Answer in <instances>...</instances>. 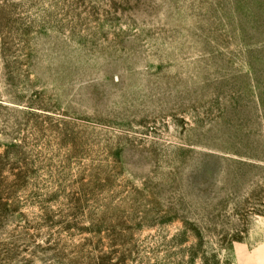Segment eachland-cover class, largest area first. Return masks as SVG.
I'll return each instance as SVG.
<instances>
[{
  "label": "rangeland",
  "instance_id": "rangeland-1",
  "mask_svg": "<svg viewBox=\"0 0 264 264\" xmlns=\"http://www.w3.org/2000/svg\"><path fill=\"white\" fill-rule=\"evenodd\" d=\"M264 262V0H0V264Z\"/></svg>",
  "mask_w": 264,
  "mask_h": 264
},
{
  "label": "crops",
  "instance_id": "crops-1",
  "mask_svg": "<svg viewBox=\"0 0 264 264\" xmlns=\"http://www.w3.org/2000/svg\"><path fill=\"white\" fill-rule=\"evenodd\" d=\"M261 264H264V262H262Z\"/></svg>",
  "mask_w": 264,
  "mask_h": 264
}]
</instances>
